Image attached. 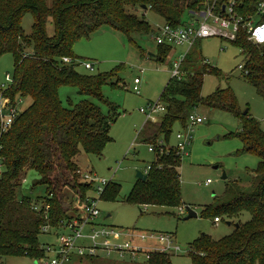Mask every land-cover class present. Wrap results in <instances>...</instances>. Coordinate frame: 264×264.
<instances>
[{
	"label": "trees",
	"instance_id": "obj_1",
	"mask_svg": "<svg viewBox=\"0 0 264 264\" xmlns=\"http://www.w3.org/2000/svg\"><path fill=\"white\" fill-rule=\"evenodd\" d=\"M260 2L263 0H244L243 7L236 11L241 16L253 17ZM126 6H145L164 23L177 26L187 21L192 12L202 9L204 0H0V55L13 53L12 81L1 95L12 101L18 97L24 100L23 109L10 128L0 133V257L26 255L35 260L43 257L45 243L39 241L42 226L49 225L48 232L56 235L55 228L68 216L67 211L75 210V203L85 199L87 183L82 181L74 157L81 149L86 154H101L110 140L108 131L114 115H102L87 101L65 108L56 89L60 85L74 86L79 93L103 101L100 86L113 73L77 72L79 63L75 62L70 48L73 41L88 37L101 27L123 33L143 56L132 34L149 33L153 29L144 18L129 13ZM27 12L34 18L30 36L22 33L19 24ZM48 17L54 24L52 36L45 31ZM256 21H264V12ZM31 41L33 49L27 51ZM199 41L193 42L180 61L183 76L180 79L170 76L165 83L158 97L165 110L158 121L146 119L136 135L139 141L156 146L162 139L168 144L174 123L183 128L187 115L199 105L240 115L229 90L217 89L206 97L200 94L203 76L218 71L202 58ZM230 42L243 54L244 79L264 99V44L249 42L243 29ZM171 47L157 44L155 60L164 62ZM62 57H70L72 61L63 62ZM241 119L238 136L242 151L259 158L251 190L232 183L226 191L228 197L211 206L208 212L219 218L221 214L236 216L246 211L250 218L238 223L230 236L214 240L202 234L190 247L191 264H264V131L254 119L246 115ZM154 154L146 179L136 180L123 200L132 205L179 206L180 158L171 148L162 153L155 150ZM26 168L37 173L32 187L43 186V196L34 199L17 196ZM117 194V187L109 182L101 200H114ZM33 204L39 209L34 210ZM45 205H48L46 210ZM171 254L151 251L149 258L138 264H171ZM84 259L93 263L96 260Z\"/></svg>",
	"mask_w": 264,
	"mask_h": 264
},
{
	"label": "rangeland",
	"instance_id": "obj_2",
	"mask_svg": "<svg viewBox=\"0 0 264 264\" xmlns=\"http://www.w3.org/2000/svg\"><path fill=\"white\" fill-rule=\"evenodd\" d=\"M126 10L138 18H144L153 30L164 23L160 16L150 10L138 6H126ZM33 19L30 12L24 13L20 18L19 24L24 35H31ZM45 31L48 36L54 33L51 17L46 18ZM153 34V31L132 34V40L142 48L143 56L140 55L139 48L123 33L108 27H101L88 37L73 41L70 48L75 62L79 63L76 66L77 72L82 74L107 72L113 73V76L100 86L103 101L79 93L74 86L69 85L58 86L56 92L61 105L65 108L87 101L96 106L102 115H114L108 131L110 140L104 145L101 154H86L81 149L74 157L81 172H90L105 179L112 178L110 184L118 189L116 199L109 201L100 199V217L97 222L117 230H131L135 241L142 233L170 234L180 249V252L170 255L171 264H191L190 247L202 234L218 240L230 236L236 230V224L244 223L250 218L248 212L242 211L236 216L221 214L218 216L220 221L214 223L213 215L208 211L211 206L228 197L226 191L232 183L243 190H251L259 158L242 151V142L238 134L241 131L242 115L259 122L260 128L264 131V99L256 93L252 84L244 79L243 54L239 48L230 41L218 37L200 39L202 58L218 71L203 76L200 94L206 97L217 89L229 90L241 116L221 108H208L205 105L197 107L196 111L205 117V121L193 128L191 143L187 148L188 154L180 158L179 206L132 205L125 202L123 199L133 188L136 180H139L135 177V172L137 170L144 172L155 155L148 150V145L139 141L136 136L146 121L145 114L139 109L145 107L148 102L158 99L170 77L172 61L179 60L186 50V46H172L164 62H157L153 57L157 46ZM33 46L31 41L26 47L27 51H31ZM83 61L93 63V70L85 69L81 64ZM6 73L12 78L11 52L0 55V86L6 82ZM134 77L140 79L138 93L132 89ZM28 103L29 100L26 99L25 105ZM161 114L151 115L147 120L158 121ZM180 130L182 126L178 122L174 123L168 141L169 146H175V134ZM223 173L225 178L221 177ZM21 177L24 180L21 178L17 190L18 197L29 196L34 199L44 195L43 186L32 187L38 178L34 170L26 168ZM207 179H210L209 184H205ZM97 185L96 182L92 184L88 190L89 195H97L95 190ZM187 206L196 213V216L184 219L187 215ZM179 207L183 209L179 211ZM70 213L73 211L68 210L67 214ZM56 240L53 231L42 232L39 235L41 243L54 244ZM148 241L145 243L149 246L157 243L156 240ZM144 260L142 255L130 260L127 255L121 258L113 253L109 258L98 257L94 263L75 257L69 264H138ZM0 264L42 263L24 255L2 256Z\"/></svg>",
	"mask_w": 264,
	"mask_h": 264
},
{
	"label": "built area",
	"instance_id": "obj_3",
	"mask_svg": "<svg viewBox=\"0 0 264 264\" xmlns=\"http://www.w3.org/2000/svg\"><path fill=\"white\" fill-rule=\"evenodd\" d=\"M244 0H204L202 9L192 12L190 18L183 24L171 26L168 23L158 25L153 30V39L156 44H164L175 47L186 46V50L193 44L196 39L208 37H218L228 41L235 40L240 30H245L246 39L255 44H264V21H256L264 12V1L257 5L255 15L241 16L236 11L237 8L243 7ZM183 53V55H184ZM172 61L170 67V76L180 79L183 72L180 69V61ZM63 62L70 63V57H62ZM208 63L207 60H205ZM81 64L87 70L93 69V63L83 61ZM6 82L1 84V91L7 89L11 84V76L6 73ZM140 79H133L132 89L136 93L139 92L138 84ZM24 100L21 97L15 100H10L8 97L0 94V133L7 131L13 123L16 116L23 109ZM165 106L158 99L154 102H148L145 107L139 111L145 114L146 119L151 115L163 113ZM205 121V117L201 116L197 111L190 112L186 117L185 126L182 130L175 134V146H169L164 141L159 140L156 146L148 144L150 152L162 153L164 150L173 149L181 158L188 154L187 148L191 143V131L193 128ZM0 144V150H1ZM2 157L0 156V161ZM1 165V162H0ZM149 166L144 170L147 172ZM82 181L87 183V189H91L92 184L96 182L98 185L95 188L97 195L91 196L86 194L85 199L75 205L73 213L67 214L59 221L56 232V243H45L42 248L44 255L38 261L42 264H69L73 258L77 257L84 259L86 257H105L109 258L113 253L119 257L125 255L134 260L138 255H142L144 259L149 258L151 251L178 253L180 249L175 245L173 236L170 234H153L142 233L136 238L133 237L131 230H117L112 226H105L97 219L100 217L99 201L106 185L111 181L97 177L90 172H79ZM210 183V179L205 181V184ZM33 209L38 210L39 207L33 204ZM48 205L44 206V210ZM179 207L178 210H182ZM44 218L47 214L44 213ZM220 219L213 218V222L217 223ZM51 228L49 225L42 226V232H48ZM123 237V239H122ZM146 240L157 241L150 246L145 243ZM145 243V244H144Z\"/></svg>",
	"mask_w": 264,
	"mask_h": 264
},
{
	"label": "water",
	"instance_id": "obj_4",
	"mask_svg": "<svg viewBox=\"0 0 264 264\" xmlns=\"http://www.w3.org/2000/svg\"><path fill=\"white\" fill-rule=\"evenodd\" d=\"M141 8L145 9V6H141ZM214 168H217V166H214ZM146 176H147L146 173L142 171L137 170L135 172V177L141 181H144L146 179ZM221 177L225 178V174L223 173ZM186 209H187V215L184 217V219L196 216V213L188 206L186 207ZM227 224H229V222H227ZM235 226L238 227V224H236Z\"/></svg>",
	"mask_w": 264,
	"mask_h": 264
},
{
	"label": "crops",
	"instance_id": "obj_5",
	"mask_svg": "<svg viewBox=\"0 0 264 264\" xmlns=\"http://www.w3.org/2000/svg\"><path fill=\"white\" fill-rule=\"evenodd\" d=\"M187 19H188V18H187ZM187 19H186V20H187ZM170 67H171V66H170ZM208 184H209V183H208ZM72 260H73V259H72Z\"/></svg>",
	"mask_w": 264,
	"mask_h": 264
}]
</instances>
